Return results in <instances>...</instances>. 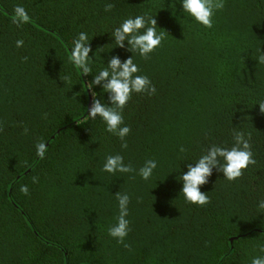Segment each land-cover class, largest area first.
I'll return each instance as SVG.
<instances>
[{"label": "trees", "instance_id": "obj_1", "mask_svg": "<svg viewBox=\"0 0 264 264\" xmlns=\"http://www.w3.org/2000/svg\"><path fill=\"white\" fill-rule=\"evenodd\" d=\"M17 5L29 23H13ZM145 12L165 39L148 58L134 54L156 92L132 94L122 149L99 117L87 116L93 77L68 58L84 31L93 74L111 56L126 60L133 54L114 48L110 32ZM182 13L174 0H0V264H251L264 255V0H227L212 29ZM236 127L251 134L256 163L233 182L214 170L201 188L210 203L188 204L177 180L184 161L213 142L230 147ZM39 141L48 145L43 159ZM116 153L136 169L153 158L159 166L149 181L111 175L102 167ZM119 191L132 198L129 248L107 232Z\"/></svg>", "mask_w": 264, "mask_h": 264}, {"label": "clouds", "instance_id": "obj_2", "mask_svg": "<svg viewBox=\"0 0 264 264\" xmlns=\"http://www.w3.org/2000/svg\"><path fill=\"white\" fill-rule=\"evenodd\" d=\"M176 5L182 6V17L190 19L204 28L212 29L215 24L216 14L226 7L227 0H174ZM113 5L106 4L105 12H111ZM28 11L21 5L14 9L13 23L18 26L30 22ZM155 16L148 12L142 14L128 15L124 17L117 27L110 32L113 39L114 48H125L133 55L122 60L119 55L111 56L106 66L99 68L93 74V57L90 55L92 49L89 43L87 32L81 31L73 39L71 45L70 63L82 72L84 76L91 75L93 78L87 83L88 89H93V102L87 116L92 120L99 117L106 125V131L116 136L121 141V148L127 149V137L132 129L125 123L124 108L132 97L133 93L153 94L156 88L147 75L139 74L140 66L134 61V54L148 58L165 39V33L158 30ZM160 28V27H159ZM161 29V28H160ZM24 40H16V47L24 46ZM25 59H27L25 57ZM258 63L264 64V54L257 57ZM65 81L71 80V75L64 77ZM102 89V93L108 94L107 102L101 98V93L97 95L94 91L96 87ZM264 111V103L259 104ZM28 129L25 128V133ZM232 145L226 146L219 143H211L197 159H187V171H182L177 180L182 182L180 194H183L185 202L191 205L205 206L210 203L208 193L201 190L202 186L209 182L213 171L223 174V177L230 182L237 181L244 176L245 170L250 165H254L256 160L251 143V134L246 133L242 128L236 127L232 130ZM48 150L45 141H39L36 145V155L43 159ZM181 152L185 149L181 147ZM159 166L156 159H147L138 169L131 163L125 162L124 155L120 153L108 154L105 157L102 170L111 175L129 174L138 175L144 181L153 178ZM38 182L37 177H33V183ZM20 191L24 195L29 194V187L22 185ZM118 203V215L115 222L108 227V235L117 243L123 244L126 248L130 245L125 243L130 232L131 221L129 205L131 196L128 192L119 191L114 194ZM258 209L264 210V199L259 200ZM259 251L264 253V244L259 245ZM251 264H264V255H256L251 259Z\"/></svg>", "mask_w": 264, "mask_h": 264}]
</instances>
